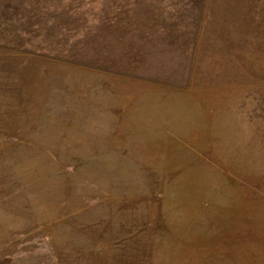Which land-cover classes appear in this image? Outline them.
<instances>
[{"label":"rangeland","instance_id":"obj_1","mask_svg":"<svg viewBox=\"0 0 264 264\" xmlns=\"http://www.w3.org/2000/svg\"><path fill=\"white\" fill-rule=\"evenodd\" d=\"M93 69L169 89L180 139H92ZM251 245L264 0H0V264H250Z\"/></svg>","mask_w":264,"mask_h":264},{"label":"crops","instance_id":"obj_2","mask_svg":"<svg viewBox=\"0 0 264 264\" xmlns=\"http://www.w3.org/2000/svg\"><path fill=\"white\" fill-rule=\"evenodd\" d=\"M92 72L97 80L91 85L85 84L83 92V110L85 117L90 118L89 121L85 120V124L94 127L85 132L101 135L92 139L113 142L180 139V136H165L163 132L165 108L172 105V102L164 100L163 94L169 89L116 71L93 69ZM151 129H155V133ZM123 149L134 148L132 144H126ZM241 249L243 254L247 253L248 263L264 264V257L259 256L260 251L256 246Z\"/></svg>","mask_w":264,"mask_h":264}]
</instances>
